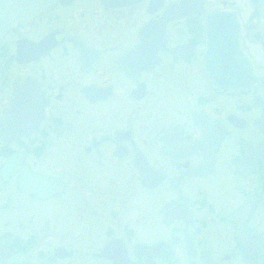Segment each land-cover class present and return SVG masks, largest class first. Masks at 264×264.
I'll return each mask as SVG.
<instances>
[{
  "label": "flooded vegetation",
  "instance_id": "obj_1",
  "mask_svg": "<svg viewBox=\"0 0 264 264\" xmlns=\"http://www.w3.org/2000/svg\"><path fill=\"white\" fill-rule=\"evenodd\" d=\"M5 8L0 264H264V0ZM221 11L247 89L206 78Z\"/></svg>",
  "mask_w": 264,
  "mask_h": 264
},
{
  "label": "water",
  "instance_id": "obj_2",
  "mask_svg": "<svg viewBox=\"0 0 264 264\" xmlns=\"http://www.w3.org/2000/svg\"><path fill=\"white\" fill-rule=\"evenodd\" d=\"M6 1L0 0V35L8 24L3 16L10 13V9L5 8ZM205 38L204 70L212 87L234 92L258 81L254 64L242 45V31L235 16L226 11L209 14Z\"/></svg>",
  "mask_w": 264,
  "mask_h": 264
}]
</instances>
